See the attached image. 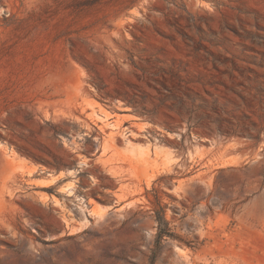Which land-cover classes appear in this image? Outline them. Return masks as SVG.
I'll return each mask as SVG.
<instances>
[{"label":"rangeland","instance_id":"1","mask_svg":"<svg viewBox=\"0 0 264 264\" xmlns=\"http://www.w3.org/2000/svg\"><path fill=\"white\" fill-rule=\"evenodd\" d=\"M0 264H264V0H0Z\"/></svg>","mask_w":264,"mask_h":264},{"label":"bare ground","instance_id":"2","mask_svg":"<svg viewBox=\"0 0 264 264\" xmlns=\"http://www.w3.org/2000/svg\"><path fill=\"white\" fill-rule=\"evenodd\" d=\"M106 125L108 126L109 125V123H107L106 122ZM105 125V123H104V126H106ZM107 128V127H106ZM108 135V134H107ZM109 135H110V140L109 141H112L114 144H116V143H122V140L119 138V132H117V131H115V130H110L109 131ZM124 140V139H123ZM109 141H107V142H109ZM125 144V143H124ZM111 145H113V144H111ZM114 146V145H113Z\"/></svg>","mask_w":264,"mask_h":264},{"label":"trees","instance_id":"3","mask_svg":"<svg viewBox=\"0 0 264 264\" xmlns=\"http://www.w3.org/2000/svg\"><path fill=\"white\" fill-rule=\"evenodd\" d=\"M159 218V222H160V231L158 232V237H163V235H165V231L162 229V227H161V224L162 223H166L165 221H164V219L162 218V217H158Z\"/></svg>","mask_w":264,"mask_h":264}]
</instances>
